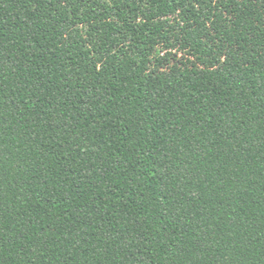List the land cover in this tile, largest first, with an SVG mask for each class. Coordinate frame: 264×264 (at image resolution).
Masks as SVG:
<instances>
[{"label":"trees","instance_id":"trees-1","mask_svg":"<svg viewBox=\"0 0 264 264\" xmlns=\"http://www.w3.org/2000/svg\"><path fill=\"white\" fill-rule=\"evenodd\" d=\"M0 264H264V0H0Z\"/></svg>","mask_w":264,"mask_h":264}]
</instances>
